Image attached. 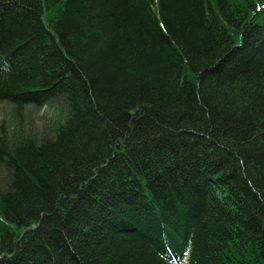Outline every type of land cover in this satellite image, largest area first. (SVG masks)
Wrapping results in <instances>:
<instances>
[{
  "label": "trees",
  "instance_id": "trees-1",
  "mask_svg": "<svg viewBox=\"0 0 264 264\" xmlns=\"http://www.w3.org/2000/svg\"><path fill=\"white\" fill-rule=\"evenodd\" d=\"M59 98L0 136V264H264V0H0V101Z\"/></svg>",
  "mask_w": 264,
  "mask_h": 264
},
{
  "label": "rangeland",
  "instance_id": "rangeland-1",
  "mask_svg": "<svg viewBox=\"0 0 264 264\" xmlns=\"http://www.w3.org/2000/svg\"><path fill=\"white\" fill-rule=\"evenodd\" d=\"M236 44L240 43V38H236ZM68 109L67 101L62 98L54 102L47 103L40 107L27 105L20 113H17L11 103L0 101V136L8 146L18 142V135L33 134L38 137L49 134L50 129L57 125L58 121H63ZM61 114L62 116H58ZM3 170L0 172V186L6 182L3 178Z\"/></svg>",
  "mask_w": 264,
  "mask_h": 264
}]
</instances>
